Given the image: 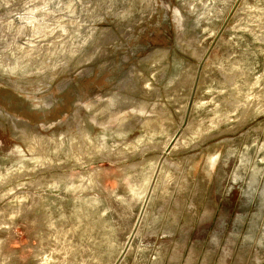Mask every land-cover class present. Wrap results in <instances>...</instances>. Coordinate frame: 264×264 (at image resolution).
Instances as JSON below:
<instances>
[{"label":"rangeland","instance_id":"1","mask_svg":"<svg viewBox=\"0 0 264 264\" xmlns=\"http://www.w3.org/2000/svg\"><path fill=\"white\" fill-rule=\"evenodd\" d=\"M0 264H264V0H0Z\"/></svg>","mask_w":264,"mask_h":264}]
</instances>
